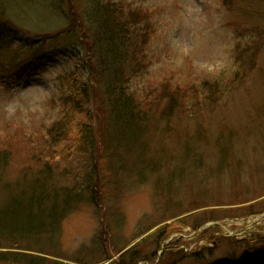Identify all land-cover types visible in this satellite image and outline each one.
<instances>
[{"label": "rangeland", "instance_id": "rangeland-1", "mask_svg": "<svg viewBox=\"0 0 264 264\" xmlns=\"http://www.w3.org/2000/svg\"><path fill=\"white\" fill-rule=\"evenodd\" d=\"M29 1L16 15L30 23L32 50L17 71L0 77V148L12 151L0 177L16 181L22 170L39 167L37 152L46 150L51 182L83 197L70 213L57 210L58 229L50 233L39 220L33 230L0 238V264H150L164 244L157 233L163 227H170L167 243L205 252L181 264L250 259L256 241L228 236L248 228L264 233V0H117L131 17L147 18L137 22L147 44L130 24L139 48L133 66L122 65L121 86L134 108L154 105L144 134L124 131L123 108V117L111 119L103 82L94 77L97 58L79 34L64 33L80 29L70 7L82 17L91 0ZM239 63L245 71L237 76ZM75 77L92 91L89 119L68 103ZM81 121L88 127L82 136ZM185 164L187 170L179 167ZM8 195L0 182V203ZM196 226L208 231L198 236Z\"/></svg>", "mask_w": 264, "mask_h": 264}, {"label": "trees", "instance_id": "trees-1", "mask_svg": "<svg viewBox=\"0 0 264 264\" xmlns=\"http://www.w3.org/2000/svg\"><path fill=\"white\" fill-rule=\"evenodd\" d=\"M27 3L30 4L31 2L29 0H0V77L17 71L19 66L24 62L26 56L32 50L30 42L25 40L29 39L25 34L26 32H30L28 30L30 29L28 28L30 23L28 20H24L16 15L19 11L30 9ZM61 3H63V1ZM58 8L64 10L63 6ZM90 9H92V11L88 9L85 13L87 17L85 14L81 17L79 13H74L73 6H71L70 10L72 14L69 19H72L71 22L74 25H76L80 19L81 24H78L80 29L77 30L74 26V29L72 27L67 28L65 33L72 35L73 32L76 34L78 31L81 39L86 40L87 52L97 58L96 65L98 64V66L94 69L95 74H93L94 77L99 75V78H101L100 83L103 82L100 85L105 94L103 98L106 99V101L104 102V99H102V104H106L111 108V119L114 121L116 117H123V115H121V110L123 108L127 115L123 120V123L126 124V126L122 127L125 129L124 131L128 132L134 130L144 134L145 130H143V127L147 126L148 121H150L149 116H151L150 113L154 111V105L149 103L147 109L134 108L133 102L130 101L133 97L126 96L125 94L128 92V89L121 87L122 83L125 84L126 80L125 68L122 67V65L125 66V64H130L132 67L133 64H131V62H133L136 57V54H134L135 48H139L137 41H134L133 38L129 36L130 24H134L135 21L127 22L123 11L113 3V0H91ZM75 10H77L76 7ZM64 12L66 13L67 11L64 10ZM135 28L138 31L140 30L137 26H135ZM137 30L136 32H138ZM17 41L21 43L19 47L16 46ZM127 50L128 54L126 53ZM127 55L129 56L126 57ZM106 62L109 63L107 67H105ZM238 66L239 69L245 71V68L240 66V63ZM84 69L86 70L87 67H84ZM134 69L137 70V66H135ZM240 72L241 71H238L236 75L239 76ZM80 82L81 81H79L77 77L72 78V93L68 97V103L73 111L78 113L84 112L85 118L89 119L90 115H87L88 110L84 108L87 107V104L92 103V91L89 86L81 84ZM219 93L222 92L219 91ZM176 96H180L179 92H175L173 99H171L172 107L176 101ZM211 99L210 97V100ZM182 108H184V106H182ZM171 109L170 107V110ZM115 110L119 112V114L117 112L114 114ZM73 117L74 114L72 113V118L71 116L68 117L71 119L68 120V124L66 125L69 126L71 124ZM86 124L87 122L81 121L80 128L79 125L77 126L80 131L79 135H83V129L84 134H86L88 128ZM58 126L59 129L62 128L60 130L61 132L64 128V123L60 122ZM103 138L101 139L102 144H104ZM79 139L80 138L76 139L75 143H79L81 146L83 142L79 141ZM10 140H13V136L10 137ZM99 147L100 144L96 142V149L98 151L100 150ZM71 150H77V148H72ZM81 150L85 151V149ZM82 151L79 152L81 153ZM37 153L38 155L35 157V160L38 162V168L29 167V169L22 170L21 178L16 179V181H9L6 175H1L0 177L2 189L9 194L8 198L5 200L6 202L0 203V238H3L4 241H8L11 237L8 236L13 231V234H17L18 230L22 233L24 230L26 232L33 230L36 228V223L39 220H41L39 227L42 226V221L45 226L46 223L50 225L47 226L49 228V233L58 229L55 216L60 217V215L57 210L60 209L61 212H66L64 213V215H66L71 212V204L80 201L83 197V193L80 190L55 186L54 182H51V179H53V171L50 165L43 163L45 162L44 154H48V157L53 155L47 153L46 150L45 153L42 151H38ZM30 156H32L30 160L32 159V163L35 164L33 154L31 153ZM10 157L12 158V151H10L8 146L0 148L1 173L6 171ZM251 213L255 212L252 211ZM44 216L47 217L43 218ZM49 218L52 220L51 223ZM198 227L199 226H196L195 229H198ZM169 228L170 227H163L158 229L157 233L161 241L169 235L167 231ZM41 231L47 233L46 230L42 229ZM254 241H256L254 243L255 245L249 247V250L255 251L254 253L259 251L258 258L256 254H254L247 261H232L228 264H264V236H259L251 240V242ZM3 246L2 240L0 239V249L3 250ZM258 246H260V249L257 248ZM132 252L133 251H129L122 257ZM178 253L176 254L180 255ZM204 253H193L192 258L196 261H200L204 259ZM173 256L175 255L164 254L160 264H171L172 262L175 264L176 262ZM43 259H39V261L34 264H41ZM124 259L125 258H122L121 260ZM31 264L33 263L31 262Z\"/></svg>", "mask_w": 264, "mask_h": 264}, {"label": "bare ground", "instance_id": "bare-ground-1", "mask_svg": "<svg viewBox=\"0 0 264 264\" xmlns=\"http://www.w3.org/2000/svg\"><path fill=\"white\" fill-rule=\"evenodd\" d=\"M179 167H183L184 168V170H187L188 169V167H187V165L185 164V165H180ZM178 245H180V246H178ZM174 246H176V249H179L178 250V252H176V253H178V254H180V255H177L175 252H173V250L172 249H169L166 253L167 254H174L175 256H173L174 257V260H175V264H181V263H183V262H185V261H188L189 259L190 260H193V258H192V254H191V252L185 247V246H182L181 245V241H177V242H175L174 243ZM158 252V251H157ZM169 252V253H168ZM173 260V259H172ZM172 262V261H171ZM170 262V263H171ZM178 262V263H177ZM173 263V262H172ZM171 263V264H172ZM151 264V263H150ZM174 264V263H173Z\"/></svg>", "mask_w": 264, "mask_h": 264}]
</instances>
